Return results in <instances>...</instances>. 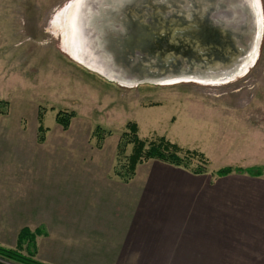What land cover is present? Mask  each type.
<instances>
[{
	"label": "rangeland",
	"instance_id": "obj_1",
	"mask_svg": "<svg viewBox=\"0 0 264 264\" xmlns=\"http://www.w3.org/2000/svg\"><path fill=\"white\" fill-rule=\"evenodd\" d=\"M76 2L0 0V247L15 249L25 228L40 230L34 237V259L46 264H264V232L255 235L251 249L224 230L225 205L231 199L245 201V215L264 218V209L258 211L264 207V0H192L209 10L201 28L215 14L225 24L220 26L227 38L251 41L242 52L232 50L237 57H248L241 73L221 81L133 86L108 80L68 56L75 44L70 25ZM224 2L231 7L226 16L218 14ZM205 37L202 45L210 50L222 41L214 30ZM193 42L172 41L168 47L190 55ZM207 53L201 47L200 54ZM38 112L43 143L37 142ZM58 112L74 113L66 129L55 122ZM130 122L137 124L139 138L165 137L203 153L205 173H192L196 161L183 168L151 160L123 181L116 173L122 172L130 146L118 156L117 145ZM227 167L254 168L259 174L215 175ZM86 178L93 183L89 188ZM108 182L137 186L136 198L131 187L128 194ZM249 182L261 186L258 197ZM145 187L152 190L145 192ZM97 194L103 197L101 204ZM237 210L235 214L233 207V215L241 214ZM203 216L219 220L215 245L195 257L174 255L179 254L178 244L170 240L183 228L176 220ZM100 217V222L111 221L104 232L118 235L112 247L93 233L87 240L73 239L82 236L75 232L79 226L96 229L86 220ZM250 253L254 257L248 259Z\"/></svg>",
	"mask_w": 264,
	"mask_h": 264
},
{
	"label": "water",
	"instance_id": "obj_2",
	"mask_svg": "<svg viewBox=\"0 0 264 264\" xmlns=\"http://www.w3.org/2000/svg\"><path fill=\"white\" fill-rule=\"evenodd\" d=\"M108 1H79L73 21L75 44L67 52L71 59L108 80L127 86L187 77L221 81L237 75L247 61V56L237 57L232 50L242 52L251 41H231L215 14H209L207 28H201L209 10L198 8L192 0H110L111 5ZM228 5L224 2L217 13L229 14ZM209 29L218 31L222 39L219 46L211 47L213 54L202 45ZM184 40H194L188 48L190 55L168 47L169 42ZM201 47L208 48L207 56L200 54Z\"/></svg>",
	"mask_w": 264,
	"mask_h": 264
},
{
	"label": "trees",
	"instance_id": "obj_3",
	"mask_svg": "<svg viewBox=\"0 0 264 264\" xmlns=\"http://www.w3.org/2000/svg\"><path fill=\"white\" fill-rule=\"evenodd\" d=\"M74 117L73 112H58L56 114L55 122L66 129L69 126L71 119ZM38 122V136L37 142L43 143L45 129L42 127V114H37ZM127 132L122 133L117 145V155L124 156L125 150L130 146V151L126 158L125 165L121 166L122 172H117V176L123 181L128 182L135 174L136 167L144 162L155 160L166 163L175 167L188 168L193 161L198 165L192 168V173L200 175L205 173V166L208 160L203 153L196 150L184 149L181 146L170 142L165 137H148L145 139L138 137V126L136 123H128L126 125ZM99 131V129H97ZM232 171L239 173H247L249 175H258L259 170L254 168L240 169V168H223L216 171L215 175L218 177L226 176ZM40 233L36 230L31 233L27 229H22L18 233L15 249H4L0 247V259L16 264H46L34 259L36 255V248L34 237L35 234ZM27 244V256L22 254L24 245ZM0 264H5L0 262Z\"/></svg>",
	"mask_w": 264,
	"mask_h": 264
},
{
	"label": "crops",
	"instance_id": "obj_4",
	"mask_svg": "<svg viewBox=\"0 0 264 264\" xmlns=\"http://www.w3.org/2000/svg\"><path fill=\"white\" fill-rule=\"evenodd\" d=\"M173 169H175V168H173ZM83 180L85 182H87L89 179L86 178V179H83ZM101 182H102V184L105 183L103 180H101ZM92 184L93 183H91V182H87V184L85 186L87 188H89V187H91ZM249 184L251 186L250 191L253 190L252 193H256L255 195L258 197L259 193L261 191H257V190L261 186L258 185V184H255L254 182L253 183L249 182ZM83 185H84V183H83ZM105 185H110V186L111 185H117V186H111L113 189H120V187L122 186L123 188L129 190V187H131L135 191V196L133 198H136V193H137V189L136 188H138L137 186H132V184H128V185L112 184L111 182H108ZM142 188L143 187H141L140 189H142ZM145 190H147L145 192H149V191L152 190V188L151 187H145ZM238 192H239L238 194L240 195V189L239 188H238ZM242 192H245V191L242 189ZM129 193H130V190L128 191V194ZM93 196H95V194H93ZM86 197L88 199V197H89L88 193H86ZM128 198H129V196H128ZM82 200H83V194H82L81 202H82ZM96 201L99 204L102 203L103 197H102L101 194H97L96 195ZM244 203H245L244 200L235 202L232 199L229 200L226 203L227 205H225V209H226V211H228L227 212L228 215L224 219V224L227 225L224 230H225L226 234L228 233L230 235L231 240L234 239L233 238V234H236V235L240 236L239 240L248 243V245L246 247L251 248L250 244L252 242L256 241V239H258L256 236H258L259 233L262 234L264 232V218L259 216V215H257V216L245 215L246 213H244V210H245V206H244L245 204ZM205 205L207 206L206 203H205ZM12 206H14V205H12ZM98 207H100V206H98ZM233 207H235V212H234L235 214L238 211L237 209L241 210V214L240 215H233ZM208 208H211L210 205H209ZM85 209H86V205L85 204L78 208V210H80V211L81 210H85ZM260 209H264V207L258 206V211H260ZM105 218L106 219H111V221L113 220V218L109 217V216H105ZM101 219H102L101 217L98 218L97 222H95L94 220H92V221L91 220H86L87 222H89L91 224H96V229H91L90 227H80L79 226L78 229H75L76 230L75 232H78L82 236L80 238H73V239H77V241L79 239H81V240L86 239L87 240L88 239L87 238L88 234L93 233V234H96L100 239L104 238L103 241H105V243H107L106 241H109L108 245H106L104 243L106 247L107 246H111L112 247V243L111 242L118 240L117 239L118 235H117V233H115L113 235L105 233L104 232V228L108 229L107 228L108 224L111 221L109 222L108 220H106V221L100 222ZM176 221H177V224L183 225V228L179 227L177 229L179 235L177 236L176 240H170L173 244L174 243L178 244V245H176V244L175 245L178 246L179 254L176 253L174 255H183V256H193V257H195V256H198V255H201L202 252H198V251L205 250V249H210L212 247V245H215L214 243H216V234H217L216 225L218 224V221H219L218 219H216V217H214V216L187 217V218H184V219H177ZM87 224L88 223H86V225ZM128 224H129V221H127L126 225H128ZM69 229L71 230V228H69ZM97 231L99 233H97ZM72 232H73V228H72ZM211 236H213L214 238H211ZM97 242H100V241H97ZM171 242H169L168 246L170 247V249H174L173 248V244ZM249 252L250 251L248 250V253ZM231 254H232V256H236L239 253L232 252ZM207 255H210V253H208ZM242 257H244V256H242ZM247 257H248V259H249V257L253 258L254 254L250 253ZM242 263L248 264L246 261H244ZM251 264H254V263H251Z\"/></svg>",
	"mask_w": 264,
	"mask_h": 264
},
{
	"label": "bare ground",
	"instance_id": "obj_5",
	"mask_svg": "<svg viewBox=\"0 0 264 264\" xmlns=\"http://www.w3.org/2000/svg\"><path fill=\"white\" fill-rule=\"evenodd\" d=\"M79 1L80 0H77V2H76V4H75V7H74V9H72L71 10V16H72V19H73V21H74V14H75V11H76V9H77V7L79 6ZM255 3V2H254ZM257 12V11H256ZM253 16V15H252ZM72 21V23H71V25H70V31L71 32H73V36H72V38H71V40L74 42V22ZM249 25V24H248ZM247 25V26H248ZM245 64V63H244ZM249 64V62H247L244 66H243V68L242 67H240L239 68V72L238 73H241L242 71H244L245 70V67L247 66ZM233 77V76H232ZM231 78V77H230ZM188 79H194V80H198L197 78H194V77H187V78H176V79H173L172 81H178V80H188ZM172 81H169V82H172ZM200 81V80H199ZM165 83H167V82H165Z\"/></svg>",
	"mask_w": 264,
	"mask_h": 264
}]
</instances>
